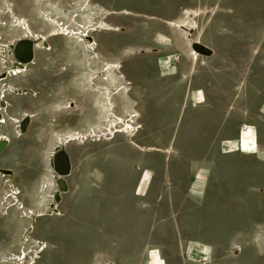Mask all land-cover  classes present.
Wrapping results in <instances>:
<instances>
[{
	"label": "rangeland",
	"instance_id": "1",
	"mask_svg": "<svg viewBox=\"0 0 264 264\" xmlns=\"http://www.w3.org/2000/svg\"><path fill=\"white\" fill-rule=\"evenodd\" d=\"M75 1L50 0L74 15L79 9ZM93 2L117 12L107 20L124 29L94 33L95 58L78 53L70 38L82 40V31L87 30L83 19L75 17L80 25L73 23L70 13L50 11L46 0H0L1 16L9 5L17 17L31 22L36 35L66 34L50 36L52 51L39 50L35 65L18 81L5 78L0 83L6 99L1 97L0 103L8 112L6 123H0V136L11 139L8 149L0 148V264H14L15 255L22 257L23 252L36 264H145L149 249L155 250L146 264H166L164 256L167 264H241L244 253L236 256L241 247L259 249L264 243V0ZM182 8L199 10L191 39L186 31L145 16L177 20ZM42 13L56 16L59 27L44 23ZM106 13L99 10L95 22L103 21ZM188 15L178 23L188 25ZM16 21L10 13L0 20V76L14 65L17 49L23 57L30 54L29 43L19 40L24 31ZM74 28L70 35L67 30ZM194 41L208 45L214 55L193 59ZM18 42L23 49L16 48ZM160 61H165L162 72ZM115 70L121 79L105 85L99 74ZM92 77H98L95 90ZM125 87L130 101L122 94ZM104 92L114 106L104 99ZM165 94L176 101L171 132L179 130L177 139L153 126L159 115L156 105ZM104 112H110L112 122ZM133 112L139 117L132 118ZM196 122L208 127L197 128ZM115 126L124 133L107 140L103 135ZM183 130L191 135L181 136ZM203 131L210 133L205 140ZM240 138L250 142V153L233 150L240 148ZM61 141L67 142L72 168L70 173L61 169L68 175L58 195L51 169L52 162L63 166L62 156L55 153ZM135 143L163 150L145 152ZM195 148L210 149L211 154H178ZM221 149L231 153L221 154ZM164 164H171L173 173L182 172L184 164L196 180L191 198L184 204L178 201L184 213L172 218L170 212L176 211L169 204L156 209L146 198L152 184L149 170L157 171L154 185L161 187L167 179L160 176ZM7 169L10 174L4 172ZM233 184L236 191H231ZM134 189L138 198L126 201L132 209L126 214L120 202L128 193L133 196ZM222 190L228 192L226 198ZM56 194L58 211L37 218L35 234L25 240L30 219L14 197L25 211L41 215L50 212ZM34 240L45 246L39 254ZM204 246L212 249L210 259L198 252Z\"/></svg>",
	"mask_w": 264,
	"mask_h": 264
},
{
	"label": "bare ground",
	"instance_id": "2",
	"mask_svg": "<svg viewBox=\"0 0 264 264\" xmlns=\"http://www.w3.org/2000/svg\"><path fill=\"white\" fill-rule=\"evenodd\" d=\"M6 1H8V0H6ZM42 1H45V0H42ZM75 2H76L75 5L79 9L75 10V13L76 14L74 15V13L72 14L67 9L61 7L60 5H57V4H54V3L50 2V0H46L47 6H49V10L50 11H54L55 13H66V14L67 13H70L71 15L69 16V18H74L73 19V23L76 22L75 19L77 17H78V19L81 18V19L84 20V23L85 24H83V25H85L84 28H86L87 30H83L82 31L83 34L85 35V36L84 35L81 36L82 37V40H77L75 37H70V38L74 41L73 43L76 45L75 46L76 49L78 47V53L80 52L81 54H84V55L88 54L91 58H92L91 55H94L93 58H95L97 56V52H96L97 51V43H96V41L93 38V34L94 33H98V32H103V31H110V32L121 31L122 29L119 28V27H117V26H112V25H110V24L107 23L106 17L108 15H110L111 12H107L106 13V16H104V20L103 21H101L99 23H96L95 22V16L98 14V11L99 10H103V9L101 7H96V5L94 4L93 0H76ZM8 9H9V11H8ZM6 10H7V12H3L2 11L3 12L2 13V16L5 17V16H7L10 13L17 20L16 22H18L20 24V30L23 29L24 36L20 37L19 40H21L20 42H22V43H29L30 54L28 55V58H27L26 61H22V60H25L24 57H26V56L23 57L22 56V50L21 49L20 50L17 49L16 50V53H15L14 65L13 66H10L9 69H8V71L6 70L5 73L3 72V74L0 76V83H3V81H4L5 78L6 79L17 80L18 81L22 77V75L25 74V72L27 71V68L30 65H35V62H36V54L39 52V50H44L45 52L46 51L47 52H51L52 51V47L50 45V42L51 41L49 42V39H50L49 37L50 36H56V37H58L60 35H66L65 32L64 33L63 32H57V33H54L53 35H50L49 37L48 36H45L43 34L36 35V33L34 32V28L31 25V22L27 21L26 19H25L26 20L25 21L21 17L20 18L17 17L15 15L13 9L11 7L9 8V5H8L7 8L4 9V11H6ZM42 15L45 18V19H43V22L44 23L53 22L52 24H54L56 27L57 26L59 27L60 21L55 18L56 16L54 17V16H51L49 14L46 16V14H44V13H42ZM2 16H1V19L0 20H2ZM78 19H77V22H76L77 24H79L78 22H80V21H78ZM74 26H77V25L74 24ZM58 30H61V29H58ZM76 30L77 29L74 28V29H70V30H67V31L71 35V33H74V31H76ZM62 31H66V30H62ZM75 34H76V32H75ZM83 37H86V38H83ZM46 43H48V47H47ZM203 48L208 49V50H211L212 52H210V53H214V51L211 48L207 47L206 45L202 46V44L200 45L199 43H194V45H193V47L191 49V52H190L191 53L190 55L192 56V58L195 59L196 61H198L200 59V57H203V55H204V53L202 51ZM21 57H23V59H21ZM102 71H104V70H102ZM7 72L10 73V76L5 77V76H7ZM120 74H121L120 71L115 70V71H107L104 74H99V76L102 75V77H103L102 80H104L106 82L105 85H108V84H115L117 82V80H120L121 79L120 78ZM98 77H92V79L90 81V85L92 87V90H95V88H96V85L94 84V79L95 78H98ZM104 89L105 90H108V87H105ZM5 90H6V88H5ZM102 90H103V88H100L99 89V91H102ZM96 91H98V90H96ZM102 94H103V92H102ZM122 94L126 96L125 98L128 101H130V99H129V88H126L125 87L123 89V93ZM2 95L3 94L1 92L0 93V98L3 97ZM103 96H104V99L105 98H107V99L112 98L109 95V93L106 96V93L105 92H104V95ZM3 100H6L5 97H3ZM110 102H109L110 103V106H114V104L112 103V100L111 99H110ZM6 109L7 108L5 107L4 103H0V123H6V121H5V118L6 117L4 115L5 113H8L7 111L4 113V111ZM133 113L134 114H131L132 118H138L139 117V114L138 113H136V112H133ZM109 114H110V112L109 113L108 112H104V115L106 117L110 118V120H108V122H112V117H110ZM26 118L29 119L30 116L29 117H26ZM115 123H117V122H115ZM19 124H20V121H19ZM124 125H123L122 129L123 128L125 129ZM128 125H130V124H128ZM19 127H21V130H23V128H24V126L22 124H20ZM113 128H115V129H113ZM113 128H111L109 130H106V133L103 135V136H106L107 140L108 139H111L112 137H114L116 135V133H118V132L124 133V130H118V127L117 126H115ZM127 128L129 129V127L126 126V129L125 130H127ZM95 137L98 138V140H101V138H102L101 136H97V135ZM70 141L72 142V140H69V142ZM73 141H75V139ZM10 144H11V139L10 138L0 136V148L1 149H4V151H5L6 149H8L10 147ZM66 146H67V142L66 141L65 142L64 141H61L60 145H58V147H57V150L58 151L55 152V153H56L57 156L58 155H61L62 157L65 158L64 159L65 160V164H66L65 171H68L70 173V170L72 168V161H71V158H70L69 154L66 152ZM136 146L140 150L145 151V152H149V151L162 152V150H163V149H160V148H155L153 146H140V145H137V144H136ZM239 146H240L241 151H244V152H247V153H250L251 152L250 150H252L251 149V146H250V142L249 141H246V140H244L242 138L239 139ZM172 150L173 149H166L165 152H170ZM50 161H51V159H50ZM61 169H62V166H60V164H58L57 162L56 163H53L52 162V169L51 170L53 171L52 173H53V176H54V179H55L56 190L58 192L57 193L58 195L59 194L60 195L62 194V193H60L61 190H62V182L64 181L65 176L68 175V172H62ZM10 170L7 169L4 172L5 173H9ZM8 177H11V175H9ZM64 183H66V182H64ZM58 184H59V187H58ZM66 189H67V187H66ZM57 194H56V199L52 203V208L50 209V212L44 213V214H41V215H36V214H34L33 212H31L29 210L25 211V207H24L23 203L19 202L17 196L14 197V200H15L16 204H18L21 207V210L23 211V213L25 214V216L30 219V224H29L28 228L25 231L26 232V234H25V240L28 241L35 234V224H36L37 218L44 217L47 214L50 215L51 213H54L53 211H55V212L58 211V209L56 207L54 208L55 205H58L57 202H58L59 197H58ZM58 214H59V212H58ZM34 243L36 245V248H38V250L36 251V253L37 254L41 253L43 251V249L45 248L44 244L41 243V242H39V241H35V240H34ZM262 248L264 249V243L262 244ZM237 252L239 253V251H236L235 253H237ZM23 254L24 255L22 257H21V253L18 254V255H15V257H14V260H15L14 264H36L35 258L33 256L28 261L27 260L26 253L23 252Z\"/></svg>",
	"mask_w": 264,
	"mask_h": 264
},
{
	"label": "flooded vegetation",
	"instance_id": "3",
	"mask_svg": "<svg viewBox=\"0 0 264 264\" xmlns=\"http://www.w3.org/2000/svg\"><path fill=\"white\" fill-rule=\"evenodd\" d=\"M169 97H171V96L165 94L162 96V99L157 103L156 112L159 115L156 118L157 121L154 122V125L153 124L152 125L154 127H156L157 129H159L160 133L164 134L165 136H169V134H170L171 139H177V136L179 134V130L175 129L173 132H171L174 117L177 113L176 101L169 99ZM177 124H179V123H177ZM195 125L197 128L198 127L200 128V126H202L203 129H206L205 127H208V124L205 122H203V123L196 122ZM145 126H149V125L145 124ZM199 133H197L196 135H198ZM202 133L204 135H209V132H206V131L205 132L203 131ZM180 134H182L181 136H187V135L190 136L191 132L183 130ZM164 167H165V169L164 168L162 169V173L160 176L161 177L164 176V177L168 178L165 182L161 183L162 185H165V187H162V185H161V187H160V185L159 186L154 185V180L157 177L158 173L156 170L151 169L152 184H150L148 187V193H147L146 198L149 201V203L152 204V206H154L156 209L160 207L159 206L160 204H169V208L174 209L176 211V212H172V211L170 212L171 218H172V214L179 216V215L184 213V206L180 205V203L178 201L181 199L184 200L186 198H191L190 197V190H191L193 184H192V181L190 179H188L186 181H184L183 179L178 180L177 178L170 179V177H179V175H181V174H178V172L173 173L170 169L171 166H169L168 164H164ZM232 183H236V182H232ZM223 187L226 188L227 186L224 185ZM231 188H233L231 191H236L234 189H237L238 186L231 185ZM226 193H228L226 190L221 191L220 194H222V196L224 194V197H222V198H226V196H225ZM128 194L129 195H125L126 197L124 196L125 197L123 199L124 201L138 198L135 195L136 194L135 189L133 190V196H131L130 193H128ZM224 204L226 205V202ZM173 220L175 221V225L178 224L177 218H174ZM122 222H124L123 223L124 226H127L129 223L127 218H124ZM125 229H126V227L123 228V230H125Z\"/></svg>",
	"mask_w": 264,
	"mask_h": 264
},
{
	"label": "crops",
	"instance_id": "4",
	"mask_svg": "<svg viewBox=\"0 0 264 264\" xmlns=\"http://www.w3.org/2000/svg\"><path fill=\"white\" fill-rule=\"evenodd\" d=\"M102 7V9L105 11V12H111V14L110 15H108L107 17H110L111 15H114V14H117V12H115V11H113V10H110L109 9V7H107V6H101ZM108 9V10H107ZM176 9V12L178 11V7L177 8H175ZM119 11H121V12H125L126 14H128L129 16H135V14H133V11H131V10H128V9H121V10H119ZM199 10H191V11H188V10H186L185 8H182V12H181V17L179 18V19H177V20H170V19H166V18H157V17H154V16H148V15H145L149 20H157V21H159V22H161V23H163V24H165L168 28H170V29H178V31L179 32H181V30H184V31H186L187 33H188V38H190L191 39V37H192V34L194 33V30L196 29V17H197V15H199ZM189 14L188 15V20H189V24L188 25H186V24H179L178 22L179 21H181L183 18H185V16H186V14ZM107 17H106V21H107V23L108 24H110V25H112V26H117V25H115V24H112V23H110L108 20H107ZM193 26V27H192ZM117 27H119V28H121L122 30H124L122 27H120V26H117ZM183 27V28H182ZM192 27V28H191ZM121 30V31H122ZM115 33H117V32H119V31H114ZM194 43H199L200 45L202 44V46H204V45H206V44H203L201 41L200 42H196V41H194L193 43H192V47H193V45H194ZM207 47H209L208 45H206ZM192 47H191V49H192ZM210 48V47H209ZM213 50V49H212ZM143 51H145L144 49H142L140 52L142 53ZM210 52H212L211 50H209ZM214 51V50H213ZM191 52V51H190ZM214 55V53H210V55L208 56V55H203V57H212ZM163 68H166L165 67V61H160L159 63H158V70L160 71V72H162L163 71ZM198 91H200V90H198ZM198 91H195V94H197V92ZM201 92V91H200ZM202 93V92H201ZM194 94V93H193ZM203 94V93H202ZM204 96V95H203ZM188 98L190 99V95L188 96ZM186 99H183L182 101L184 102ZM240 128V127H239ZM210 134V133H209ZM239 135V134H238ZM198 136H201V135H198ZM204 138V140L205 139H207L206 137H205V135L203 134L202 135ZM234 142V139L233 140H226V141H224L223 143H225V144H229V143H233ZM257 149V148H256ZM190 150V149H189ZM193 151H190V152H187V153H183V152H179L178 154H187V155H199V156H203V157H208V156H210V154H211V150L209 149V150H207V148H195V151H194V149H192ZM234 151H238L239 153L240 152H244V151H241V149L240 148H238V149H233ZM177 151H178V149H177ZM175 153V152H174ZM229 153H231V152H224V151H222V149H221V154H224V155H226V154H229ZM177 154V153H176ZM191 161V160H190ZM169 166H171L172 167V165L171 164H168ZM164 166V165H163ZM183 166V168L184 169H182V172H180L179 173V171L177 170V172H178V174H181V175H179V177H170V179H175V178H177L178 180H184V181H186V180H188V179H190L191 181H192V184H194V182L196 181L195 179H194V176L193 177H190V175H188V170H186L185 168H186V165H182ZM181 166V167H182ZM148 170V169H147ZM149 171H151V170H149ZM196 176L197 175H195V178H196ZM167 178V177H166ZM168 179V178H167ZM166 179V180H167ZM233 185H236V184H233ZM225 186H227V185H225ZM182 200V202H183V204H184V202H186V200H188V198H186V199H181ZM181 200H179V201H181ZM196 208V207H195ZM262 218H264V216L262 217ZM263 234H264V230H263ZM260 242H261V239H260ZM236 249H239V247H237ZM235 249V250H236ZM152 250H155V249H149V250H147V252H146V262H145V264L147 263V260H148V255H149V253L152 251ZM177 250H178V248H177ZM240 253L239 254H236V256H239L241 253H244L243 255H242V257H240V263L241 264H247L248 262L249 263H251V264H264V249L262 248V245H261V248H254V246H251V247H241L240 248ZM158 251V250H157ZM211 251H212V249L210 248V247H206V246H204L203 248H199L198 249V252H200V253H203L204 254V256H203V258L205 259H210L211 258ZM159 252V251H158ZM186 252V251H185ZM160 253V252H159ZM158 253V254H159ZM238 253V252H237ZM181 253H179L178 251H177V253H176V255L177 256H179ZM183 254H184V252H183ZM160 255H162L161 253H160ZM163 257V256H162ZM163 260H164V262L167 264V260H166V257L164 256L163 257Z\"/></svg>",
	"mask_w": 264,
	"mask_h": 264
},
{
	"label": "water",
	"instance_id": "5",
	"mask_svg": "<svg viewBox=\"0 0 264 264\" xmlns=\"http://www.w3.org/2000/svg\"><path fill=\"white\" fill-rule=\"evenodd\" d=\"M138 14H140V13H138ZM22 46H23V45H21L20 42H18V43L16 44V48H21ZM22 49H23V47H22ZM202 51H203V53H204L205 55H210V51H209L208 49L203 48ZM25 56H26V57H24L25 60H22V61H26V60H27V58H28V54H26ZM62 160H63V166H62V169H65V168H66V164H65V160H64L63 157H62ZM143 173H144V172H143ZM143 173L141 174V177H142ZM139 179H140V178H139ZM120 203H123V206H122L121 208H122V210L124 211V213L129 214V212L132 211L131 207L129 206L128 203H126V201L122 200ZM124 215H125V214H124Z\"/></svg>",
	"mask_w": 264,
	"mask_h": 264
}]
</instances>
